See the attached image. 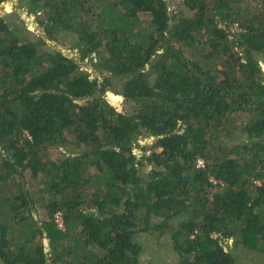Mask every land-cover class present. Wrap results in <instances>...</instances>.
<instances>
[{
    "label": "trees",
    "instance_id": "16d2710c",
    "mask_svg": "<svg viewBox=\"0 0 264 264\" xmlns=\"http://www.w3.org/2000/svg\"><path fill=\"white\" fill-rule=\"evenodd\" d=\"M179 3L28 0L94 77L0 16V264H143L157 230L180 264L264 254V0Z\"/></svg>",
    "mask_w": 264,
    "mask_h": 264
},
{
    "label": "rangeland",
    "instance_id": "374dc122",
    "mask_svg": "<svg viewBox=\"0 0 264 264\" xmlns=\"http://www.w3.org/2000/svg\"><path fill=\"white\" fill-rule=\"evenodd\" d=\"M28 0H6L0 5V16L8 17L13 19L16 25L20 26V30L27 34L28 38L36 40L37 35L45 39L46 44L51 49H56L62 51L65 55L74 57L82 67L87 70L92 77L97 75V70L92 62L87 59L81 60V54L79 49L75 48L74 44L76 42L75 37L72 33L61 32L56 37L50 38L43 29L39 22V18L36 15L29 14L27 8ZM169 10L172 13L174 10L181 8V0H168ZM42 18V16H41ZM95 60V59H94ZM114 87L120 88V81H114ZM113 94L120 96V98L114 97ZM111 96V97H110ZM108 100L118 107L119 110L125 105L124 97L115 93L114 90L108 91L106 93ZM155 137L143 135L139 136L138 140L135 142L134 152L138 157L143 154L149 155L152 151H160L161 148H154ZM65 150V149H63ZM61 150L55 149L52 151V157H58ZM150 170L149 165H145L142 168L143 172ZM31 183V179H29ZM60 226L62 227V220H59ZM170 236L168 233H161L160 231H152L148 233L141 234L140 243L143 247V252L141 260L143 264H180L179 256L176 254L172 247V242L169 240ZM45 243L46 251L50 255V248L48 246V239L46 237L42 238ZM227 247L234 248L238 254V264H264V254L255 252L243 247L235 248L233 246V240L228 241Z\"/></svg>",
    "mask_w": 264,
    "mask_h": 264
},
{
    "label": "built area",
    "instance_id": "2783aa9c",
    "mask_svg": "<svg viewBox=\"0 0 264 264\" xmlns=\"http://www.w3.org/2000/svg\"><path fill=\"white\" fill-rule=\"evenodd\" d=\"M204 165V161H203V159H199L198 160V163H197V166H203ZM57 221L59 222V220L61 219V215L60 214H58L57 216ZM62 220V219H61ZM60 224V223H59Z\"/></svg>",
    "mask_w": 264,
    "mask_h": 264
}]
</instances>
